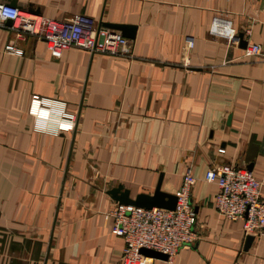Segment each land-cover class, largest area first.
Wrapping results in <instances>:
<instances>
[{
	"label": "crops",
	"instance_id": "0c3cea01",
	"mask_svg": "<svg viewBox=\"0 0 264 264\" xmlns=\"http://www.w3.org/2000/svg\"><path fill=\"white\" fill-rule=\"evenodd\" d=\"M13 2L43 18L78 12L133 30L122 34L129 56L74 45L53 56L43 38L0 24V264H120L117 201L106 190L120 184L134 197L159 182L175 194L186 169L196 238L150 264H264V232L244 248L241 222L216 211L217 186L204 178L221 162L245 166L264 195V59L208 30L220 15L264 50V0ZM32 93L64 100L73 130H32Z\"/></svg>",
	"mask_w": 264,
	"mask_h": 264
},
{
	"label": "built area",
	"instance_id": "2783aa9c",
	"mask_svg": "<svg viewBox=\"0 0 264 264\" xmlns=\"http://www.w3.org/2000/svg\"><path fill=\"white\" fill-rule=\"evenodd\" d=\"M5 19H10L14 34L28 32L43 38L53 56L69 45L91 53L130 55V43L125 36L118 30L99 24L87 14L75 12L61 20L43 18L0 0V24ZM208 30L228 41L237 39L229 20L220 15L211 18ZM191 45V38H185V48ZM4 49L9 53H21V49L11 42H7ZM242 55H257L264 59V50L257 42H246ZM182 62L187 64V57ZM26 112L31 116L32 130L37 132L57 134L62 130L71 131L76 122V115L65 109L64 100L36 93L30 94ZM216 150L222 152L223 147ZM204 178L217 186L212 202L219 214L239 220L243 235L254 236L264 232V195L259 193L260 182L250 170L245 166L221 162L207 168ZM193 182L194 177L186 169L175 192L172 208L113 204L109 210L113 217L110 230L123 239L120 264H150L153 257L141 252V247L162 252L168 260L178 249L188 247L195 240V212L188 199Z\"/></svg>",
	"mask_w": 264,
	"mask_h": 264
},
{
	"label": "water",
	"instance_id": "95a60500",
	"mask_svg": "<svg viewBox=\"0 0 264 264\" xmlns=\"http://www.w3.org/2000/svg\"><path fill=\"white\" fill-rule=\"evenodd\" d=\"M9 4L13 5V0H9ZM5 21L10 22V19H5ZM106 25L109 27L120 30L121 34H125L127 36H132L133 26L122 23H111L107 22ZM128 29V30H127ZM128 31V32H127ZM238 38V45L243 47L246 43V40L242 38V33L237 32L236 34ZM106 193L115 201L119 203H130L133 205L141 206V207H150L152 205L161 206L166 208H172L175 203L176 196L174 193L165 192L159 189V182L156 183L151 194L139 192L134 197H129L127 193V189L122 188L120 184L112 186L106 190ZM252 236L247 234L244 238L243 247L246 248L251 240ZM141 252L151 255L152 257L166 258V255L162 252L151 248L141 247L139 249Z\"/></svg>",
	"mask_w": 264,
	"mask_h": 264
}]
</instances>
